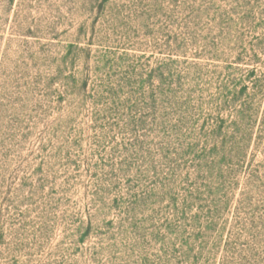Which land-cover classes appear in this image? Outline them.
I'll return each instance as SVG.
<instances>
[{
    "label": "rangeland",
    "instance_id": "1",
    "mask_svg": "<svg viewBox=\"0 0 264 264\" xmlns=\"http://www.w3.org/2000/svg\"><path fill=\"white\" fill-rule=\"evenodd\" d=\"M0 264H264V0H0Z\"/></svg>",
    "mask_w": 264,
    "mask_h": 264
}]
</instances>
